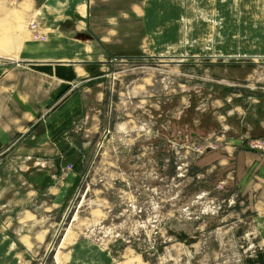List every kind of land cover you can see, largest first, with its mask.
<instances>
[{
    "label": "rangeland",
    "instance_id": "374dc122",
    "mask_svg": "<svg viewBox=\"0 0 264 264\" xmlns=\"http://www.w3.org/2000/svg\"><path fill=\"white\" fill-rule=\"evenodd\" d=\"M4 1L17 7L22 0ZM131 2L113 0L111 11L102 10L116 13ZM176 14L170 15L174 25L159 28L164 37L148 51L155 57L112 53L104 65L87 66L92 80L75 89L84 106L68 128L81 151L58 178L76 174L78 185L32 264H66L69 245L80 235L109 251L102 264H264L251 202L231 173L226 149L236 140L240 149L264 157V80L250 78L256 64L244 65L243 57L211 62L206 51L186 49L181 41H206L214 27L186 30ZM28 30L34 42H49L37 20H29ZM7 46L1 40L0 52ZM186 53L203 57H163ZM7 171L14 180V170Z\"/></svg>",
    "mask_w": 264,
    "mask_h": 264
},
{
    "label": "crops",
    "instance_id": "0c3cea01",
    "mask_svg": "<svg viewBox=\"0 0 264 264\" xmlns=\"http://www.w3.org/2000/svg\"><path fill=\"white\" fill-rule=\"evenodd\" d=\"M112 1L22 0L11 7L0 0V41L8 43L0 52V156L6 154L0 158V264H32L78 185L76 174L68 175L66 181L58 178L69 159L76 160L81 151L70 140L68 128L84 106L75 89L92 80L88 65H104L112 53L146 57L135 55L139 50L155 57L148 51L156 38L164 37L159 28L174 25L173 12L178 13L182 28L214 27L206 41L193 37L181 41L186 49L206 51L204 57L211 62L243 57L248 60L244 65L256 64L250 78L264 80V0H131L128 8L116 13L102 10L106 6L111 11ZM32 19L39 22L50 43L31 39L28 22ZM16 26L24 29L17 32ZM71 41L83 46L71 49ZM186 54L163 57L184 56V61L203 57ZM247 86L253 89L257 83ZM62 91L67 98L59 103ZM98 95L102 101L103 94ZM239 147L238 141L229 140L228 164L251 202L257 250L264 253V157ZM9 168L14 170V180L12 173L7 175ZM86 241L80 235L70 243L66 264H102L109 259L105 247ZM85 245L92 248L82 252ZM97 245L100 250L95 252Z\"/></svg>",
    "mask_w": 264,
    "mask_h": 264
},
{
    "label": "built area",
    "instance_id": "2783aa9c",
    "mask_svg": "<svg viewBox=\"0 0 264 264\" xmlns=\"http://www.w3.org/2000/svg\"><path fill=\"white\" fill-rule=\"evenodd\" d=\"M32 27L35 29V32L38 34V35L36 34V37H40V34L38 33L37 25L34 24V25H32ZM42 38H44V37H42Z\"/></svg>",
    "mask_w": 264,
    "mask_h": 264
}]
</instances>
